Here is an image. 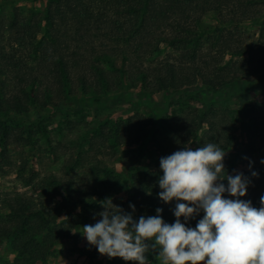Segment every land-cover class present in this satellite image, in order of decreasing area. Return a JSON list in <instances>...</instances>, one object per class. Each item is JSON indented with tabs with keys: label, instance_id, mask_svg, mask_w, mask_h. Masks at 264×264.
Returning a JSON list of instances; mask_svg holds the SVG:
<instances>
[{
	"label": "trees",
	"instance_id": "1",
	"mask_svg": "<svg viewBox=\"0 0 264 264\" xmlns=\"http://www.w3.org/2000/svg\"><path fill=\"white\" fill-rule=\"evenodd\" d=\"M17 1L24 0H0V6ZM46 1L41 21L33 23L35 20L20 18L16 14L8 21L0 19V142L3 144L13 137L14 119L23 121L29 107L58 109L65 95L73 100L77 92L83 93L78 102L83 103L90 97L91 102L102 104L109 94V75L116 72L123 77L127 71L115 65L113 57H110L113 50L108 52L109 66L113 70L99 63L98 52L101 44L106 42L123 45L124 61L130 56L145 61L146 56L165 48L178 52L179 56L166 60L162 67L141 63L136 78L145 96H150L154 90L167 94L190 93L198 84V88L213 91L235 88L236 94L245 98L250 87L243 90V85L250 82L248 71L254 67L257 76L251 86L264 90V59L258 57L264 51V42L259 39L257 47L248 45L239 31V25L258 16L255 9H259L260 4L264 5V0ZM209 12L214 14L216 25L212 27V35H204L200 28L201 20ZM261 28L262 37L264 25ZM258 50L261 51L256 54ZM95 81H100L103 87L97 89ZM86 92L87 97L84 96ZM242 114L246 118L243 149L264 148V143L251 140L252 133L249 132L258 126V122L254 116L248 115L245 107ZM157 118L161 119L160 116ZM187 120L192 131L199 127L194 124L195 119ZM203 120L207 122V129L200 138L219 145L218 133H214L219 123L209 118L200 122ZM125 124V139H128L134 136L136 128L132 117ZM150 127H155L154 123ZM137 130L138 142L148 141L149 131H143L142 127H137ZM233 140L235 137L232 136L229 142ZM125 143L137 146L134 141ZM146 143L138 146L148 162L135 167L132 174L125 173V182L118 186L101 178L100 184L92 187L82 179L87 174L75 177V183L71 175L69 178L65 175V180L64 177L62 180L61 177L41 178L36 183L29 180L32 192L37 185L43 193L38 197H27V193L15 194L13 201L6 200L8 211L0 220V239H10L20 256L25 255L29 263H36L47 256L51 245L70 236L76 227L89 224L87 212L89 208L98 206L97 198L121 190L127 191L128 198L116 205L131 213L134 219L156 215V209L162 208L163 219L168 223L174 222L176 218L172 209L175 201L164 203L158 198L161 189L157 181L163 173L160 163H154L156 150ZM221 147L226 150L228 145ZM261 180L260 196L255 201L264 195V177ZM46 194L53 196L52 201L43 197ZM130 204L135 205V212H132ZM200 216L190 222L192 227ZM146 255L160 258L156 251ZM108 261L112 264H136L120 257L108 258Z\"/></svg>",
	"mask_w": 264,
	"mask_h": 264
},
{
	"label": "rangeland",
	"instance_id": "2",
	"mask_svg": "<svg viewBox=\"0 0 264 264\" xmlns=\"http://www.w3.org/2000/svg\"><path fill=\"white\" fill-rule=\"evenodd\" d=\"M46 6V0L6 3L0 6V19L8 21L16 14L20 18L35 20L33 22L35 23L41 21ZM258 8L255 9L258 16L253 21L239 25V31L243 33L241 36L245 43L251 46L256 45L255 47L260 40L264 42V36L261 37L264 5L260 4ZM215 25L214 14L209 12L202 18L200 28L204 35H212V27ZM111 50L114 52H110ZM260 51L258 50L256 54ZM108 52L113 56H110ZM98 54H100L99 63L104 68L113 70L108 62L110 56L113 57L118 68L127 69L123 77L116 72L109 75V94L103 99L102 104L91 102L90 97H87L88 92L84 95L87 97L86 101L78 102L83 98V93L77 92L73 100L65 95L58 109L51 106L41 110L33 106L29 107L23 121L14 119L13 137H10L6 144L0 142V220L8 211L5 204L7 199L13 201L15 194L27 193V197H38L39 193H43V189L36 184L32 192L33 187L29 180L32 183L49 177L55 179L61 177V180L64 177L65 180L71 175L75 183V177L87 174L82 179L84 183L87 182L92 187L99 185L101 178L112 181L118 186L125 182V173L132 174L135 167L148 162L144 152L138 146L141 143L147 142L150 148L156 150L153 155L154 163L160 162L162 157L184 146H190L193 149L202 147L200 143L209 142L208 140L206 142L205 138H200L201 133L207 129V122L205 120L200 122L203 118L219 123L214 133H218L220 146L228 145L224 150L227 153L224 159L227 174L243 173L250 181L247 194L241 199H252L253 205L260 207V200L255 201V198L260 196L259 187L264 177V164L261 163V160H264V148L259 146V148L244 150L242 145L245 142L243 127L246 118L242 114L244 107L248 110V115L254 116L258 122V126L254 127L253 131L251 129L249 131L252 133L251 140L254 143L259 141L264 143V90H257L251 86V82L257 76L254 72L255 67L248 71L250 82L243 85V90L250 87L245 98H242L239 93L236 94L235 88L213 91L209 88H198V84H196V90L190 93L183 91L180 94H167L154 90L150 96H145L142 95L143 92L136 78L138 67L141 63L149 67H162L166 60H174L179 56L177 51L165 48L159 53L146 56L145 61L134 59L133 56L124 61L123 45H111L106 42L101 44ZM225 56L228 57V55ZM258 57L264 59L263 50ZM94 85L97 89L103 87L100 81H95ZM150 87L153 88L152 85ZM20 115L23 116L24 113ZM158 116L162 120L158 119ZM130 117L136 128L133 131L135 134L125 139L127 133L124 131L125 122ZM187 119L193 121L195 119L194 124L199 127L192 131V125ZM152 123L155 125L153 128L150 127ZM137 127H142L143 131H149L148 141L145 139L138 142ZM232 136L235 140L229 142ZM129 140L134 141L137 146L126 145L125 142ZM238 145L240 149H237ZM79 147H81L80 151ZM69 169L70 173L67 174ZM252 171H256L258 176L253 177ZM223 182L227 184L226 180ZM127 194V191L121 190L107 194L104 198H97L98 206L88 209L87 222L93 224L96 219H100L96 215L103 211L100 201L111 197L113 203L117 204L126 200ZM43 197L52 201L53 196L46 194ZM202 215L203 213L200 218ZM79 231L82 232V228L76 227L71 231L70 236L61 238L51 245L47 256L36 263H29L25 255L20 256L13 249L10 239L2 238L0 239V264H112L108 261L109 257L101 255L95 246L88 244ZM147 256L151 264H162V257L159 256L160 258L157 259Z\"/></svg>",
	"mask_w": 264,
	"mask_h": 264
},
{
	"label": "clouds",
	"instance_id": "3",
	"mask_svg": "<svg viewBox=\"0 0 264 264\" xmlns=\"http://www.w3.org/2000/svg\"><path fill=\"white\" fill-rule=\"evenodd\" d=\"M226 154L208 142L160 159L158 198L175 201L174 222L163 219L162 208L136 220L108 197L99 202L100 219L79 232L101 255L137 264H151L146 254L152 251L162 257V264H264V195L259 208L241 199L250 181L243 173L227 174ZM129 207L135 212L134 204ZM201 213L192 227L190 222Z\"/></svg>",
	"mask_w": 264,
	"mask_h": 264
}]
</instances>
